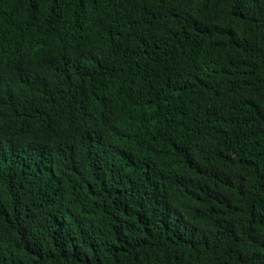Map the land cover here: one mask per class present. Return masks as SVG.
Masks as SVG:
<instances>
[{"label":"trees","instance_id":"16d2710c","mask_svg":"<svg viewBox=\"0 0 264 264\" xmlns=\"http://www.w3.org/2000/svg\"><path fill=\"white\" fill-rule=\"evenodd\" d=\"M0 264H264V0H0Z\"/></svg>","mask_w":264,"mask_h":264}]
</instances>
